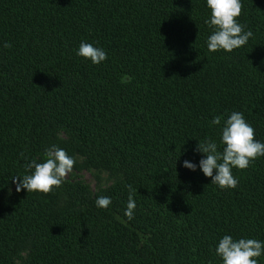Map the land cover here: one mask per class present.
Segmentation results:
<instances>
[{
	"label": "trees",
	"instance_id": "1",
	"mask_svg": "<svg viewBox=\"0 0 264 264\" xmlns=\"http://www.w3.org/2000/svg\"><path fill=\"white\" fill-rule=\"evenodd\" d=\"M241 3L244 31L264 29V0ZM208 19L206 0H0V264H222L223 236L264 243V156L222 190L195 150L207 138L222 151L234 111L264 143V77L250 74L264 42L209 52ZM81 42L107 59L78 56ZM52 145L75 159L69 178L16 192L11 178Z\"/></svg>",
	"mask_w": 264,
	"mask_h": 264
},
{
	"label": "clouds",
	"instance_id": "2",
	"mask_svg": "<svg viewBox=\"0 0 264 264\" xmlns=\"http://www.w3.org/2000/svg\"><path fill=\"white\" fill-rule=\"evenodd\" d=\"M206 5L210 10V19L206 20L205 24L213 30L207 39L208 51L222 50L231 53L245 46L253 33L244 31V25L238 22L243 7L241 0H206ZM3 47L10 48L11 44L4 43ZM77 55L90 60L94 65L107 59V53L102 48L87 42L80 43ZM131 79L124 75L121 77V83H130ZM211 124L220 125L221 117H214ZM220 144L223 145L222 151L218 150L217 143L211 139L206 138L203 142H198L195 150L204 155L198 166L203 175L211 179L212 184L222 190L234 189L239 181L233 175V168L248 169L256 159L264 156V143L255 139V130L246 122L244 115L234 111L223 122ZM20 156L23 157L24 154L20 153ZM44 157L43 162H37L35 159L28 161L25 165L27 174L22 178H11L16 192L24 189L45 195L52 193L63 185L76 163L72 156L56 145L46 149ZM183 167L195 171L197 165L185 160ZM127 188L129 196L124 215L131 220L136 208L134 195L137 189L131 185ZM111 203V198L107 196H100L95 201L97 207L105 210ZM215 253L221 258L222 264H258L257 258L264 254V243L251 238L235 240L225 235L219 240Z\"/></svg>",
	"mask_w": 264,
	"mask_h": 264
},
{
	"label": "rangeland",
	"instance_id": "3",
	"mask_svg": "<svg viewBox=\"0 0 264 264\" xmlns=\"http://www.w3.org/2000/svg\"><path fill=\"white\" fill-rule=\"evenodd\" d=\"M251 32L253 33V36L250 37L251 41L254 42H264V33H261L262 31H259L257 29H251ZM250 74L254 77H264V66L262 65H251L250 66ZM77 176L83 180L89 187L93 190H95V181L92 177V175L85 170L82 171H74ZM70 175V174H69ZM69 175L67 178H69Z\"/></svg>",
	"mask_w": 264,
	"mask_h": 264
},
{
	"label": "crops",
	"instance_id": "4",
	"mask_svg": "<svg viewBox=\"0 0 264 264\" xmlns=\"http://www.w3.org/2000/svg\"><path fill=\"white\" fill-rule=\"evenodd\" d=\"M259 31H262L261 33H264V29H261V30H259Z\"/></svg>",
	"mask_w": 264,
	"mask_h": 264
}]
</instances>
